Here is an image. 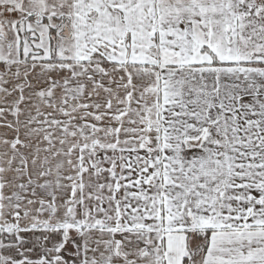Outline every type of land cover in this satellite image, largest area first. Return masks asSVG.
Wrapping results in <instances>:
<instances>
[{
    "label": "snow or ice",
    "instance_id": "6c2138e0",
    "mask_svg": "<svg viewBox=\"0 0 264 264\" xmlns=\"http://www.w3.org/2000/svg\"><path fill=\"white\" fill-rule=\"evenodd\" d=\"M0 264H264V0H0Z\"/></svg>",
    "mask_w": 264,
    "mask_h": 264
}]
</instances>
